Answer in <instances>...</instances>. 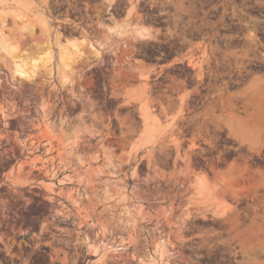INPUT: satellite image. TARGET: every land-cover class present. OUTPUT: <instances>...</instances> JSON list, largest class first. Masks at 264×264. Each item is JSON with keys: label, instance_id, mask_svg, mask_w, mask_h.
I'll list each match as a JSON object with an SVG mask.
<instances>
[{"label": "rangeland", "instance_id": "obj_1", "mask_svg": "<svg viewBox=\"0 0 264 264\" xmlns=\"http://www.w3.org/2000/svg\"><path fill=\"white\" fill-rule=\"evenodd\" d=\"M132 1L47 0L48 35L32 36L52 47L50 65L21 79L0 58V264H264V122L243 140L232 121L248 112L235 92L264 76V0ZM127 10L149 32L101 45L98 26ZM244 12L257 20L235 60L229 48L246 41L224 28ZM83 36L99 54L83 51L64 78L59 46ZM187 48V65L161 69ZM140 87L149 132L131 101ZM188 171L224 217L187 211Z\"/></svg>", "mask_w": 264, "mask_h": 264}, {"label": "bare ground", "instance_id": "obj_2", "mask_svg": "<svg viewBox=\"0 0 264 264\" xmlns=\"http://www.w3.org/2000/svg\"><path fill=\"white\" fill-rule=\"evenodd\" d=\"M131 1L129 0L130 2L129 4L133 3V1L132 3ZM114 2L115 0H105V3H107V5L109 4L111 5ZM46 4H47V0H0V58L4 63L10 61V63L6 64L5 66L13 72V77L15 78L19 77L21 79H26V78L35 77L39 72L40 68L45 69V67L47 65H50L52 61V47L50 46L48 41H45L44 39H41L39 37L33 38L32 36L33 34L32 31L33 28H35V26H39L41 31L43 33L44 31H46V34L48 35L47 33L48 30L45 25L47 22L45 20V16H44L45 14L43 15V13L40 11L42 10V7H44ZM134 5L136 4H133V6L130 5L129 9L131 10L133 9L132 11L136 10V7ZM131 10L130 11L127 10L128 14L124 18H122V20L115 19L112 16L108 18V21L110 22L109 24L101 23V25L98 26V28L101 26L102 29V35L100 36L101 45H103L102 42H105L104 45L108 46V44H110V40L108 38H107L108 40L105 38L110 34L112 36V34H114L115 32H119L120 33L119 35L125 33L127 34L129 31L131 32L133 31L138 34L149 32V26L144 24L142 22L143 20H140V18H135L136 19L135 22H133V25H131L130 27L129 22L131 19H133V17H135L130 15L132 12ZM27 35H29L30 40L27 39L28 37ZM47 35L44 36L47 37ZM142 38L145 39L144 37ZM99 41H97L98 45H99ZM93 44L94 43L92 42L90 43V46H87L88 40L86 36L85 37L83 36L79 39L66 41L64 42V44H61L59 46L58 65H59V71L64 78H67L69 76V71L73 69L78 59L82 57L83 51H85L86 49H89L94 55L98 56L99 51L94 48L95 44L94 45ZM100 47L103 48V46ZM23 50L26 51L23 52ZM140 89L135 90L134 88V91L137 92H132L131 90L132 92V94L130 93L131 101L132 103H135L139 107L141 118H143L142 122L144 123V127H145L144 132L145 130L146 132L147 131L149 132V130L146 128L150 124L152 125L153 122L151 123V120L155 122V119H153L154 116L150 114V108L149 105L147 104L148 101L146 102V93L144 90H142L143 87L142 88L140 87ZM142 91H144L145 94ZM261 122H264V116L258 118L257 123L260 124ZM155 124L153 125L156 127ZM155 127L152 128L156 130ZM149 128L151 129V127ZM154 130H152V132H154ZM49 132L54 134L51 128L49 129ZM235 132L243 140H250L251 138L256 137L260 134L259 129H256L254 127V123L249 120H246L244 122L242 121L239 122V126L236 128ZM62 149L65 155L64 161L66 164H68L70 162L72 148H69L68 144H63ZM78 152L81 154L84 153L81 150ZM184 178L189 182V196L187 198V202L189 206L188 208H186L188 212L191 213L190 210L196 209L199 212L198 213L199 215L201 214L203 217H212V218H221L224 217L225 214H227L223 210V206L221 204L220 206L219 203L217 204L215 201V193L217 190L208 187L201 175L194 174L188 171L185 173ZM190 218L192 217L188 216V219ZM160 244L165 245V243L162 241Z\"/></svg>", "mask_w": 264, "mask_h": 264}, {"label": "crops", "instance_id": "obj_3", "mask_svg": "<svg viewBox=\"0 0 264 264\" xmlns=\"http://www.w3.org/2000/svg\"><path fill=\"white\" fill-rule=\"evenodd\" d=\"M246 42L249 43L250 41H248V38L246 39ZM250 47H251V43ZM191 50L192 53H196L198 56H200V53L202 51V47H198L195 43L191 45V48H189ZM251 49V48H249ZM233 53L230 54V56L235 59V60H241L243 56H245V54L248 51L247 47H243L241 49H233L231 50ZM188 48L186 49V51H184L183 53L177 55L175 57V60L171 61L168 64H165L163 66H161L162 68H171V67H179L182 64H188ZM259 88H264V76L258 75V76H253L250 77L243 86H241L236 92H235V96L236 97H241L244 96L246 101H247V106H248V112L245 116H241V117H235L232 119L233 122H237V121H252L254 123V127L256 128V126L258 125L257 120L259 117H263L264 116V112H262V108L259 106L257 100H256V94H258V89ZM190 90H186L185 93L184 91L181 92V94H189ZM228 121H231V118H229ZM230 124V123H229Z\"/></svg>", "mask_w": 264, "mask_h": 264}, {"label": "flooded vegetation", "instance_id": "obj_4", "mask_svg": "<svg viewBox=\"0 0 264 264\" xmlns=\"http://www.w3.org/2000/svg\"><path fill=\"white\" fill-rule=\"evenodd\" d=\"M254 1L256 2V0ZM241 2H243V0H239L237 2L238 5L240 6L239 10H241ZM255 6L256 5L251 6V7H255ZM244 14H245V18H243L242 21H235L231 23L227 28H224L229 31V33L226 34L227 36L234 37L233 39L238 38L239 41H246L247 39L246 36L250 35L252 32V28H253L252 24L256 22L257 15L252 14L251 12H244ZM238 34H240V36ZM248 45L250 44L247 42H243L239 44L238 46L234 45L233 48H229V49L230 50L241 49L244 46L248 48Z\"/></svg>", "mask_w": 264, "mask_h": 264}]
</instances>
